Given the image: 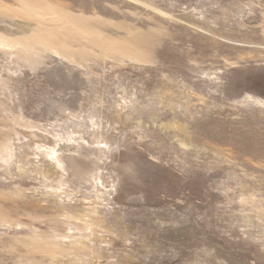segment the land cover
Returning <instances> with one entry per match:
<instances>
[{
  "label": "rangeland",
  "instance_id": "rangeland-1",
  "mask_svg": "<svg viewBox=\"0 0 264 264\" xmlns=\"http://www.w3.org/2000/svg\"><path fill=\"white\" fill-rule=\"evenodd\" d=\"M0 264H264V0H0Z\"/></svg>",
  "mask_w": 264,
  "mask_h": 264
}]
</instances>
